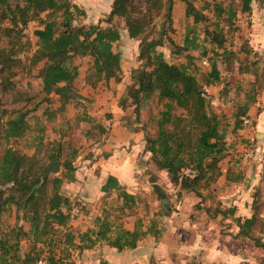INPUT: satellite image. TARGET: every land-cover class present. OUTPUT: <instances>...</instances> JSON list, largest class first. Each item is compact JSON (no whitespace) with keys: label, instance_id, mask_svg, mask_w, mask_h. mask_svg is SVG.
<instances>
[{"label":"trees","instance_id":"obj_1","mask_svg":"<svg viewBox=\"0 0 264 264\" xmlns=\"http://www.w3.org/2000/svg\"><path fill=\"white\" fill-rule=\"evenodd\" d=\"M170 1L167 0V11L158 28L161 39L166 35L165 21H169L167 16L171 7ZM230 1L232 4L228 7L222 3L215 4L217 17L225 14V21L229 25L235 15L232 9L235 0ZM238 1L241 11H250L251 0ZM128 2L129 0H113L110 12L105 18L107 25L103 27L101 24H85L84 12L71 0H16L14 5L10 0H0V24H8L7 27L0 26L8 37L6 43L8 47L5 45L0 48V88L3 94L14 89L11 77L17 73V67L21 62L18 53L25 46V43L21 44L16 37H20L22 28L28 27L33 20L38 22L37 28L33 30V36L36 38L33 58L35 62L42 61L39 69L42 90L59 97L58 109L65 107L69 95L74 91V80L78 75V67L73 63L74 56L91 57L89 73L96 79L93 86L102 79L118 80L121 56L113 50V43L120 39L121 32L113 19L123 17V25L128 36L142 43L138 58L143 63L131 71V84L124 91L120 103L123 107L134 105L136 118H139L143 103L149 96L156 95L157 104H161V109L157 115L154 114L145 122L146 129L153 128L150 133L147 131L145 148L151 153L154 167L166 171L173 184H178L182 190L198 193L200 180H205L203 186L206 187L210 180H215L220 175L217 163L223 157L225 145L221 120L209 109L208 97L203 92V84H212L219 80L217 64L215 61L211 63L209 72L204 76L205 82L200 83L195 73L189 71L186 65L167 62L163 53L156 50L162 42L160 38L150 40L144 34L149 33L148 28L150 30L148 18L137 13ZM147 2L151 6L146 14L151 19L153 10L159 12L162 1ZM186 15H192L195 23L204 18L203 14L190 3L186 7ZM73 20H77L78 24L73 25ZM213 27L210 30L206 26L205 33L210 36L211 42L222 48L223 28L220 27L219 19L213 22ZM184 42L185 44L179 46L178 50L188 49L190 45L193 49L198 48L196 37L190 38L186 35ZM247 109L248 106L243 107L242 113L245 114ZM6 114L7 110L0 107V140L21 138L30 125L26 112L12 110L2 121ZM237 116L239 115L236 113L235 118ZM235 125L240 126L238 120ZM100 132V134L103 132L102 126ZM36 145L41 154L37 152V159L29 167L21 166L24 154L12 146L0 150V216L14 204L23 221L11 229V232L0 234V264L13 262L35 264L43 254L49 258L50 264H57L53 250L63 240L64 243L71 240V237L61 234L60 227L65 226L72 215L69 211L71 202L68 197L61 194L60 189L65 178L73 179L72 161L77 153L73 152L69 158H65L66 152L64 155L63 148L66 144L60 139L45 141L40 136ZM61 158H63L61 174L55 176L50 174L42 181L41 177L47 166ZM184 167L193 168L196 171L195 176L191 178L181 176ZM69 170L71 172H68ZM154 185L153 189L165 198L159 186ZM102 189L116 190L117 196L124 200V204L134 199V196L123 190L112 176L107 178ZM254 195L250 204L251 214L244 218L234 217L239 228L236 236L249 237L257 247H264L263 238L255 234L256 225L258 231L264 233V218L260 214L264 202H259L261 195L259 189ZM127 205L131 209L132 206ZM216 211L226 213L224 210ZM227 211L233 216L234 210ZM97 224L98 237L104 236L110 229L109 221L106 219H98ZM142 225L141 219H138L133 231H129L121 222L115 227L116 236L109 240V244L118 250L135 248L139 239L146 233L143 232ZM157 230L156 220L150 221L149 231L156 235ZM21 239H27L32 243L29 251L23 254ZM38 245H45L47 249L43 250Z\"/></svg>","mask_w":264,"mask_h":264},{"label":"rangeland","instance_id":"obj_2","mask_svg":"<svg viewBox=\"0 0 264 264\" xmlns=\"http://www.w3.org/2000/svg\"><path fill=\"white\" fill-rule=\"evenodd\" d=\"M10 1L14 5L16 0ZM161 1L159 12L158 10L152 12V20L146 14L151 6L147 0H129L128 2V5L131 4L137 13L148 18L150 30L148 28L149 33L144 34L150 40L160 38L159 24L164 19L168 7L167 0ZM170 2L171 7L167 16L169 21H165L166 35L160 38L162 42L156 50L163 53L167 62L186 65L189 71L195 73L200 83L205 82V73L209 72L213 61L216 62L219 70V80L216 83L203 84V92L208 97L209 109L221 120V132L225 145L223 157L217 163L220 175L215 180H210L206 187L203 186L205 180H200L198 193L182 190L177 187L178 184H173L163 177L165 189L159 188L164 192L165 198L153 189L154 184H149L148 189L143 188L141 193L133 194L134 199L127 204L135 206L139 210L138 215H144L146 212L148 221L157 217L155 219L157 226L163 220L166 222L167 217L172 215L181 218L183 222L186 219L190 220L192 222L190 224L195 226L193 228L202 237L199 244L202 248L208 239L214 241L217 237L216 245L226 252L223 257H218V263L264 264V247H257L249 237L236 236L239 228L234 219L237 216L244 218L247 217L246 214H251L250 203L257 189L261 191L259 202H264V0H251L250 11L245 12L241 11L239 1L235 0L232 5L235 15L230 25L225 21L226 15L217 17L215 10L216 3H222L228 7L232 4L230 0H171ZM188 3L203 14L204 18L199 22H193V16L186 15ZM106 16L101 15V22L92 20L90 24H101L104 27L107 25ZM217 19H219L220 27L223 28L222 48L211 42L210 36L205 33L206 26L212 30L213 22ZM113 20L121 32V38L113 43V50L120 54L121 62L122 60L128 62L123 68L128 75L125 79H121L115 92L109 91L112 90V86L105 85L107 82L120 79H102L93 86L96 79L89 73L91 57L74 56L73 63L78 67V75L74 80V91L69 95L70 98L63 109H58V96L42 90V81L39 76L42 61L35 62L33 58L36 50L33 30L38 26L37 20L31 21L28 27L22 28L20 37H16L21 44L25 43V46L18 53L21 62L18 67L16 66L17 73L11 77L14 89L3 94L0 88V107L7 110L2 121L10 115L8 113L12 110H19L26 112L30 125L21 138L8 141L2 138L0 150L6 146H12L24 154L21 161L22 167H29L37 159V152L41 154L36 145L40 136L45 141L60 139L64 144L69 145V147L64 145L63 148V154L66 152L65 158H69L73 152L77 153L72 161L73 171L79 155L91 157L95 154L91 148L98 145L95 140H102L104 134L103 132L100 134V124L102 118L108 114L103 108L106 106L109 108L116 101L121 104L120 98L116 97L117 91L126 90L131 84V71L143 63L138 58L142 44L140 40L127 37L123 17H114ZM0 26L7 27L8 24L3 23ZM15 32L16 30L13 32L14 35ZM186 35L190 38L196 37L197 49L191 48V45L185 50L177 49L185 44ZM7 40V35L3 29H0V48L5 45L8 47ZM121 73L122 70L118 78L121 77ZM98 84L101 87L92 91L91 88L98 87ZM246 106L248 109L244 114L242 108ZM131 108L135 116L134 105ZM160 109L161 104H157L156 95L149 96L141 107L143 121L148 122ZM236 113L239 115L237 118H235ZM236 120L239 121L240 126L235 125ZM152 129L148 127V132L150 133ZM63 158L60 159L61 162ZM149 168L154 170L152 162ZM62 170L61 164V170L57 175H60ZM66 179L64 181H67ZM154 181L161 182L162 179L152 174L149 182ZM119 198L124 201L121 197L117 198L118 201H120ZM127 209L132 211L130 207ZM217 209L224 210L223 212L226 213H219ZM229 209L234 210L233 216L229 215L227 211ZM120 211H115L118 216L122 215ZM122 212L126 213L125 210ZM260 214L264 218V207L260 208ZM22 222L16 205L12 204V208L7 209L0 216V234L11 232V229ZM188 228L189 225L185 224L177 228L176 232L185 236ZM255 228V234L264 240V233L258 231L257 225ZM20 242L24 244V247L21 246V254L28 252L32 243L27 239H21Z\"/></svg>","mask_w":264,"mask_h":264},{"label":"crops","instance_id":"obj_3","mask_svg":"<svg viewBox=\"0 0 264 264\" xmlns=\"http://www.w3.org/2000/svg\"><path fill=\"white\" fill-rule=\"evenodd\" d=\"M71 2L84 12L83 22L90 24L92 20L101 22V15H108L113 0H71ZM127 37L130 38L128 34ZM127 63L123 60L121 62L122 73L119 81L106 83L105 86H112V90L109 91L115 92L121 79H125L128 75L123 70ZM99 87L100 84L91 89L93 91ZM123 93L124 89L117 91L116 97L121 99ZM103 109L108 113L100 124L104 135L102 140H95L98 145L91 148V151L97 155L93 154L91 157L88 155L89 158L79 155L75 161L73 179L64 181L61 185V194L69 198L71 209L73 207L80 209V215L71 216L66 225L60 227L61 234H66L71 240L68 243H64L63 240L53 250L57 264H204V262L229 264L218 263V257H223L226 252L216 245L217 237L214 241L208 239L204 242L203 248L199 246L202 237L195 231V226L190 224L192 223L190 220L186 219L183 222L176 215L168 216L166 222L163 220L158 224V233L155 235L149 231V226L150 221L157 219L156 216L148 221L146 212L144 215H138L139 210L135 206L129 211L120 198L118 201L116 190L102 189L109 176L114 177L122 189L132 195L141 193L143 188L148 189L149 184H156L164 190L163 177L170 180L166 171L157 170L155 167L154 170L149 168L152 161L151 153L145 148L148 129L144 127L143 113L140 111L139 118H136V115L132 114L131 107H123L118 101L109 108L106 106ZM152 174L157 175L162 181L149 182ZM177 187L179 188V185ZM119 210L122 214L120 216L117 213ZM98 219H106L110 224L107 233L100 237H98ZM138 219H141L142 230L146 233L139 239L135 248L118 250L109 244V240L116 236L117 225L122 222L125 229L133 231ZM185 224H188L189 228L185 231V236H182L176 231ZM23 245L21 243L22 247ZM38 247L47 249L45 245ZM217 249H219L218 255L215 254Z\"/></svg>","mask_w":264,"mask_h":264},{"label":"built area","instance_id":"obj_4","mask_svg":"<svg viewBox=\"0 0 264 264\" xmlns=\"http://www.w3.org/2000/svg\"><path fill=\"white\" fill-rule=\"evenodd\" d=\"M78 22L77 20H73V25H77ZM196 174V171L191 168V167H184L182 168L181 170V176H184V177H194ZM72 216H79L80 214V209L78 207H73L71 210H70ZM35 264H50V260L49 258L46 256V255H42L37 261Z\"/></svg>","mask_w":264,"mask_h":264},{"label":"water","instance_id":"obj_5","mask_svg":"<svg viewBox=\"0 0 264 264\" xmlns=\"http://www.w3.org/2000/svg\"><path fill=\"white\" fill-rule=\"evenodd\" d=\"M61 160L57 159L52 161L46 168L45 172L42 174V181L45 180L46 177H48L50 174L57 175L61 170Z\"/></svg>","mask_w":264,"mask_h":264}]
</instances>
